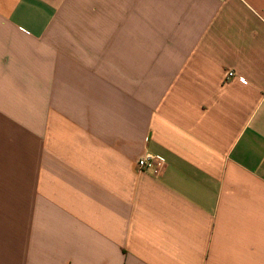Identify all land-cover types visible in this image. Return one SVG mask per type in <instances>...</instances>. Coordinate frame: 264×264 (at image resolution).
Returning a JSON list of instances; mask_svg holds the SVG:
<instances>
[{
	"label": "crops",
	"instance_id": "crops-1",
	"mask_svg": "<svg viewBox=\"0 0 264 264\" xmlns=\"http://www.w3.org/2000/svg\"><path fill=\"white\" fill-rule=\"evenodd\" d=\"M0 264H264V0H0Z\"/></svg>",
	"mask_w": 264,
	"mask_h": 264
},
{
	"label": "built area",
	"instance_id": "built-area-1",
	"mask_svg": "<svg viewBox=\"0 0 264 264\" xmlns=\"http://www.w3.org/2000/svg\"><path fill=\"white\" fill-rule=\"evenodd\" d=\"M234 72H228L227 77H234ZM139 169L142 172H154L159 175L162 171V163L159 162L157 156L152 153H147L138 160Z\"/></svg>",
	"mask_w": 264,
	"mask_h": 264
}]
</instances>
